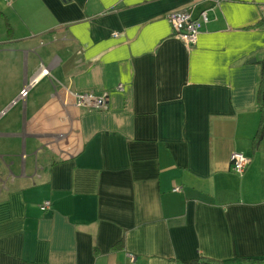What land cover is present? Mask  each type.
Segmentation results:
<instances>
[{"label":"crops","instance_id":"1","mask_svg":"<svg viewBox=\"0 0 264 264\" xmlns=\"http://www.w3.org/2000/svg\"><path fill=\"white\" fill-rule=\"evenodd\" d=\"M261 66L264 0H0V264L264 257Z\"/></svg>","mask_w":264,"mask_h":264},{"label":"built area","instance_id":"2","mask_svg":"<svg viewBox=\"0 0 264 264\" xmlns=\"http://www.w3.org/2000/svg\"><path fill=\"white\" fill-rule=\"evenodd\" d=\"M166 18L171 24L175 36L187 45L195 43L201 25L208 20L206 10L201 11L198 17H193L186 8L172 10L166 14ZM116 35L117 33L115 32L114 36ZM41 73L47 74L48 70L42 68ZM35 83L36 78L26 80L19 92V97L24 100L28 89ZM71 95L75 106H85L95 109L103 108L106 105V93L96 95L93 92H71ZM248 163L249 159L243 153L235 151L230 154V167L233 172L242 174ZM174 189L178 190L179 187H175ZM49 207L50 202L44 201L40 209L46 210Z\"/></svg>","mask_w":264,"mask_h":264},{"label":"trees","instance_id":"3","mask_svg":"<svg viewBox=\"0 0 264 264\" xmlns=\"http://www.w3.org/2000/svg\"><path fill=\"white\" fill-rule=\"evenodd\" d=\"M259 81H260L259 100H260V104L263 110V117H264V68L263 66H261ZM263 122L264 120H262L261 125ZM259 129L258 131H260ZM258 131L257 133H259ZM196 262H200L202 264H264V257L248 256V257L233 258L230 260H212V259H207V258H199L198 260H196Z\"/></svg>","mask_w":264,"mask_h":264},{"label":"rangeland","instance_id":"4","mask_svg":"<svg viewBox=\"0 0 264 264\" xmlns=\"http://www.w3.org/2000/svg\"><path fill=\"white\" fill-rule=\"evenodd\" d=\"M8 115H6L5 117H3L1 120H0V128H2L3 126H4V124H5V120L6 119H8V117H7Z\"/></svg>","mask_w":264,"mask_h":264}]
</instances>
